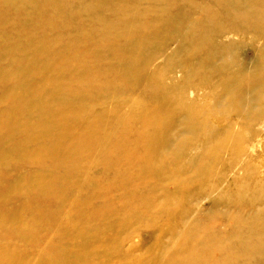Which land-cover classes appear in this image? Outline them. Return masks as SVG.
Returning a JSON list of instances; mask_svg holds the SVG:
<instances>
[{
  "label": "bare ground",
  "instance_id": "6f19581e",
  "mask_svg": "<svg viewBox=\"0 0 264 264\" xmlns=\"http://www.w3.org/2000/svg\"><path fill=\"white\" fill-rule=\"evenodd\" d=\"M208 2V5L200 8V16L194 20L190 18V12L197 8L194 0H5V3L0 0L3 9H0V81L4 83L0 89V104L5 102L4 106H0V120L2 116L9 115L16 121L27 119L26 127L34 126L32 133L36 132V122L29 116V110L37 108L33 101L23 102L16 111L11 109V103L21 99L22 93L35 89L31 84L32 80L28 78L31 75L44 78L43 92L48 98L62 94L87 101L109 95L117 99L125 88L124 81L129 78L126 71L133 73L131 86L143 83V47L151 37L161 35L168 28L183 31L181 37L184 39L185 36L182 35L188 31L191 34L194 27H197L194 38L191 35L188 37L190 41H195L196 46L206 48L204 54L209 55L202 58L211 63L223 59L224 54L229 53L233 46L232 42L216 46L214 43H219L222 37L245 36L249 32L254 36L264 35V0ZM4 4L11 8L5 9L6 16L12 14L19 17L17 22H13L14 25L9 26L21 34L24 45L34 47L28 53L31 67L24 76L18 78H12L3 67L4 53L12 56L19 47L4 45V40L7 39L4 38V29L8 27L2 19ZM71 14H74V20ZM223 22L232 27L224 30L228 26L222 25ZM27 25L38 33L30 35ZM87 59L91 61L85 63ZM110 59L117 62L109 64ZM38 60L41 62L36 65ZM255 60L254 72L245 73L240 70L234 74L236 83L248 78L249 84L244 89H236L237 114L242 116L243 121L245 119V127H253L254 130L257 125L264 130V50L257 51ZM14 63L21 65L22 61L16 59ZM11 65L9 62L8 66ZM23 66L28 67L27 64ZM104 66L108 67L107 72L104 71ZM202 66L206 65L202 63ZM192 70L187 69L189 72ZM42 71L47 73L40 74ZM187 77L189 73L185 75ZM230 86L231 82L228 81L224 89H229ZM182 87L184 85L175 89ZM172 93L176 92L171 88H164L159 79L151 78V83H147L140 92L141 100L136 101L134 109L127 115L123 116L120 111V101L123 100H112V106L108 110L94 112L90 120L82 125V129L87 130L81 137L72 141V145L60 156L49 154L48 158L57 162L43 167L51 170L46 179L25 178L32 171L29 158H22L23 151L26 147H31L34 151L35 146L52 150L58 145V135L54 144L41 143L36 136L26 141H23L24 137L15 139L11 130L4 131V141L0 136V144L11 143L12 149L7 151L14 155V166L18 160L21 163L22 158L20 165L30 168V172L24 173L21 179L29 192L36 185L43 187L48 182L59 183L60 191L67 187L85 186L83 195H75L70 199H61L57 193L53 194L58 196V202L79 203L84 210L79 208L75 211V219L71 223L52 219L46 225L55 227L61 238L54 244V255L49 264H103L102 261L109 258L118 246L121 230L129 224L137 223L134 219L142 216L143 212H146L145 216L165 212L164 216L169 217L172 213L170 209L177 208L178 213L156 240L157 254L148 258L125 254L121 257L123 261L117 264H264V177L254 182L229 183L217 196L211 214L222 212L226 222V229L222 234L204 239L207 234L203 236L205 230L197 225L180 231L183 221L178 227L176 219L181 220L188 209L182 204V196L186 191L181 189L186 188L177 185L173 187L172 194L163 193L159 189V182L164 177L155 174L163 167L166 173L172 174L175 163L170 162L182 155L181 150L186 143L180 134L188 131L193 134L196 125L203 121L198 123L188 107H183L181 109L188 112L190 117L183 116L182 124H178L176 118L180 112ZM43 101L44 99H40L41 103ZM66 122L57 124L54 119H50L44 125L49 131H58ZM22 129L18 126L16 131ZM232 138V142H238L244 137L235 135ZM176 140L178 146L172 147ZM21 142V145H17ZM222 148L224 147L221 145L216 151ZM216 154L215 152L213 157H207L202 169L192 177L187 188L189 191L197 193L207 189L209 185L212 187L210 179L215 178H211L213 176L209 173ZM38 161L41 166L42 161ZM5 162L3 149L0 153V167ZM82 163L87 164V171H91L94 179L83 181L79 178V175L86 173ZM248 165L247 172L258 176L257 167L251 163ZM35 166L32 165L33 168ZM43 191L35 190L33 198L42 196ZM175 200H178L177 205L173 207L171 204ZM2 201L4 200L0 199ZM219 205L226 206L217 209ZM114 210L117 213L111 215ZM103 219L110 224L103 228L92 225L94 221L97 223ZM10 222L13 226L17 224L13 219ZM4 223L9 221L1 215L0 240L22 241V237L38 239L40 243L34 250L35 254L44 243L39 237L41 231L39 234L29 229L18 232L17 228L6 229ZM201 231L203 237L196 243L192 233ZM209 232L208 230V234ZM175 236L174 243L171 239ZM96 237L98 240L95 242ZM166 237L167 240H163ZM162 241L166 242L161 244ZM49 242L50 240L43 245L47 246ZM94 242L96 246H93ZM93 252H97L99 257ZM4 254L15 262L4 260ZM0 264L25 263L20 261L16 250L6 249L0 244Z\"/></svg>",
  "mask_w": 264,
  "mask_h": 264
},
{
  "label": "rangeland",
  "instance_id": "374dc122",
  "mask_svg": "<svg viewBox=\"0 0 264 264\" xmlns=\"http://www.w3.org/2000/svg\"><path fill=\"white\" fill-rule=\"evenodd\" d=\"M208 1L194 0L197 8L190 12V18L197 19L200 16V8L208 5ZM146 5L149 6L150 4ZM0 9H2V5H0ZM5 9L9 10L11 8L4 4V16L2 19L8 24V27L4 29V38H7L4 40V45H19V47H17L16 52L12 56L4 53L3 67L4 71L12 78H18L24 76L26 71L31 67L28 53L34 47L24 45L25 41L21 40V34L9 26L14 25L13 22H17L19 17L12 14L6 16ZM70 16L74 20V14ZM222 25L228 26L224 30L232 27L229 24L227 25L226 22H223ZM26 27L30 35L38 33L36 30L29 28L28 25ZM196 29L197 27H194V31ZM194 31L191 34L189 31H185L187 33L182 35L185 36L182 39L181 34L183 31L177 32L174 29L168 28L161 35L151 37V40L147 43L148 46H144L142 50L144 58H142L141 64V75L143 78L141 83H143L131 86L133 73L126 71V74H129V78L124 81L125 88L121 90L123 93L119 94L117 99H113V96L109 95L98 97L93 101H87L84 98H74L62 94H58L55 98H48L43 92L44 78H39L41 76L37 75L29 76L28 78L32 80L31 84L35 89L22 93L21 99L18 98L16 103H11V109L16 111L21 107L23 102L27 100L33 101L37 105V108L29 110V116L36 122V132L32 133L35 128L34 126L28 125L26 127L27 119L16 121L12 115H9L2 116L0 120V136L3 137L4 141V131L11 130L15 135V139L24 137L23 141L27 139L31 140L32 136H36L37 140L41 143L54 144L57 142L55 141L56 135H58L59 139L58 145L52 150L42 149L39 146H35L34 151H32L31 147L25 148L22 158H29L32 171V174L25 178L31 179L36 177L46 179L50 176L51 170L43 167L57 162L50 160L48 158L49 154L60 156L66 148L72 145V141L81 137L82 133L87 130L82 129V125H84L86 120H90V116L94 112L108 110L112 106V100H123L120 101V111L123 116L127 115L134 109L136 101L139 102L141 100L140 92L145 89L147 83H151V78L159 79L164 88H171L176 92L172 94H174L173 97L177 102V109L180 112L176 118L178 124L182 122L183 116L190 117L188 112H184L181 109L183 107H188L190 113L195 116L196 121L198 120V123L203 121L196 125L193 134H189V131L180 134L186 141L181 150L182 155L176 158V160H171L170 163H175L173 164L172 174L166 173L164 167L156 172L155 175L164 177L159 182V189L163 193L172 194L174 186L180 185L186 188L181 189L186 191V194L182 196V204L187 206L188 209L181 220L176 219L179 222L178 227L179 225L181 226V222L183 221L180 231L197 225L202 230H205L203 236L207 235L204 239L222 234L226 229V222L224 216L221 214L222 212L211 214V211L215 207L214 203L217 200V196L226 189L229 183L254 182L258 178L264 177V130L257 125L254 127V130L253 127H245V119L243 121L242 116L237 114L236 89H244L249 84H247L248 78L236 83L237 80H235L234 76L240 70H244L245 73L254 72L257 62L255 60L256 53L257 51L264 50V35L254 36L249 32L245 36L229 35L222 37L218 41L219 43H214L216 46L217 44H227L228 42H232L233 46L229 53L224 54L225 57L223 59L211 63L202 58H207L209 55L204 54L206 48L196 46L193 39L190 41L188 36L191 35V38H194ZM194 56H197L198 59ZM16 59L22 61L21 65L14 63ZM90 61L91 59H87L85 63H89ZM9 62L12 64L11 66H8ZM40 62L38 60L36 65H39ZM116 62V60H108L109 64H115ZM202 63L206 66L203 67ZM25 64L28 67L23 66ZM191 68L193 69L192 71H187V69L190 70ZM103 69L105 72L108 71V67L106 66ZM196 70L197 73H195ZM44 72L42 71L40 74ZM46 73L47 71L44 74ZM187 73H189V77L185 78ZM259 77H261L260 73ZM228 81L231 82V86L229 89H224ZM181 85H184L182 89H175ZM3 86L4 83L0 81V89ZM126 93H128L127 96ZM40 99H44L43 103L40 102ZM147 104L151 106L150 103ZM4 105L5 102L0 104V106ZM244 105L245 103L242 104V106ZM260 108L262 109V105ZM50 119H54L57 124L67 122L60 126L58 131H49L45 127L44 122ZM18 126H21L23 129L16 131ZM235 135L244 138L238 142H232V136ZM176 142L177 140L173 142L172 147L178 146ZM10 144L8 142H5L4 145L0 144V153L4 149V161H6L0 167V199L4 200L0 202V217L2 215L4 219H8L9 221V223H4V227L6 229H10L11 227L13 229L17 228L18 232L29 229L39 234L41 231L39 237L44 240L43 244L46 245L49 240L50 242L47 246L42 244L36 254L34 250L37 244L40 243L38 239L30 240L26 237H22V241L21 239H17V241L3 239L0 240V244L4 245L6 249L16 250L22 263L49 264L51 262L50 259L54 255V244L59 242L61 238L55 227H47L46 225H49L52 219L54 221L60 219L63 222L71 223L75 219V211L79 208L84 210L83 206L79 203L73 202L72 204L70 201L58 202V196L55 197L53 194L54 192L57 193L61 199L64 197L70 199L75 195H83L85 186L67 187L64 191H60L59 183L51 184L48 182L43 187L36 185L29 192L21 179L24 173L30 172V168L20 165L22 164V158L21 163L18 160L16 166H14V155L7 151V149H12ZM21 144L22 142L17 145ZM220 144L224 148L216 151L217 148L221 147ZM107 148L110 149V146H107ZM215 152L217 156L213 158L209 173V175L213 176L211 178H215L210 179V182L213 183L212 187L209 185L207 189L200 192L196 189L197 193L189 191L187 188L190 181H192V177L202 169V166L207 161L206 158L213 157ZM38 159L42 161L41 166ZM249 163L257 167V175L259 177L247 172L246 166H249ZM32 165L36 166L33 168ZM82 165L86 173L79 175V178L83 181L88 178L94 179V176L90 174L91 171H87V164L82 163ZM38 189L44 190L43 195H36L38 198H33L35 190ZM177 201H173L171 205L176 207ZM225 206L219 205L216 208L223 209ZM171 210L172 213L169 217L164 216L165 212L162 214L149 213L146 216V212H143L142 216L136 220L134 219L137 223L129 224L121 230L119 244L110 254V256L113 255L112 259L109 256V258L102 261L103 264L120 263L123 261L121 257L125 254L145 258L157 254L156 240L162 236L161 233L168 228L170 220L178 213V208ZM116 213L117 210H114L111 215ZM144 216L145 218L143 219L142 217ZM12 219L17 221V224L14 226L10 222ZM104 220L106 219L97 223L94 221L92 225L96 227L100 225L98 228H103L105 225L110 224L108 220L106 222ZM208 230L210 231L209 234ZM201 234L202 231L196 234L192 233L193 240L196 243L199 242L200 237H203ZM97 240L98 237H96L95 242ZM163 240H167V237L163 238ZM172 240L175 243L176 236ZM95 242L93 246H96ZM163 242L166 241H162L161 244ZM193 246L196 247V245ZM93 254L99 257L97 252H93ZM4 260L15 262V260H11L5 254Z\"/></svg>",
  "mask_w": 264,
  "mask_h": 264
}]
</instances>
